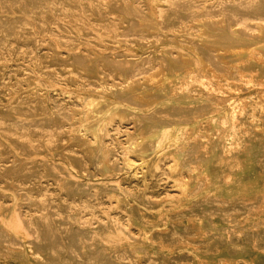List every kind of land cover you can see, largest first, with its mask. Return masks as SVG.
Here are the masks:
<instances>
[{
    "label": "bare ground",
    "instance_id": "obj_1",
    "mask_svg": "<svg viewBox=\"0 0 264 264\" xmlns=\"http://www.w3.org/2000/svg\"><path fill=\"white\" fill-rule=\"evenodd\" d=\"M45 1L50 2L52 14L62 17L57 5L59 0H0V12H21L36 17L44 8ZM88 1L89 4L83 6L84 21H90L98 31L110 36L103 46H108L111 51L108 57H63L55 47L48 46L44 56L36 58L32 55V66L39 75L51 82L60 81L74 92L101 93L109 95L110 99L79 98L76 100L77 104L72 102L65 109L53 105L51 118L43 120L42 115L46 113V108L41 106L44 104L42 90L31 78L26 77L22 80L26 84L25 98L11 100L7 94L2 100L8 105L7 110L0 112V137L17 152L12 156H8L6 151L0 152V257H12L34 264H132L117 250L100 244L103 239L120 232L117 223L98 226L99 234L90 237L88 232L81 229L67 228L65 223L56 217V212L64 214L67 211L70 218L78 220L79 212L83 211L74 210L73 204L75 201H81L82 196L88 195L90 190L82 187L72 172L90 177L89 181L96 184L94 196L101 195L113 199L118 208L124 211L127 217L126 225L138 229L143 239L147 240L146 235L155 233L156 242L171 248L173 245L181 248L186 245L177 243L178 239H182L178 236L181 230L179 226H171L169 217L162 208L156 209L157 213L160 212L162 221L159 224L150 221L147 225L143 222L144 212L125 208L127 204L133 203L130 198L147 202L146 182L156 175L164 159L171 160L170 168L174 174L189 175L188 184L182 183L180 179L175 180L177 187L183 192L184 200L192 196L190 190L194 188L201 189L206 185L219 188L211 167L215 172L228 174L232 184L240 186L246 183L249 188H253L255 184L249 180L244 182L238 173L246 168L264 169V138L253 134L254 123L248 122L253 115L249 106H236L230 114L222 117L223 124L229 126L228 147L208 145L207 152L200 153L202 144L191 143L183 130L174 133L176 127L187 128L189 124L195 123L192 122L194 119H208L214 112L203 98L194 101L184 95L190 90L188 86L198 88L204 84L192 76H188L189 82L184 84L182 79L186 78V75L182 62H186L193 71L198 70L200 66H205L208 70L207 65L218 71L214 64L217 61L216 51L211 47L250 46L260 48L264 54V0H146L150 5V12L146 19L148 25L142 29L134 26L137 20L126 13V6L123 5L125 2L132 3L133 0ZM186 9L195 14L188 20L183 16ZM109 15L116 17L115 25L104 23L103 17ZM184 23L191 25L185 27ZM9 25L0 24V31L6 33ZM19 25L24 27L23 23ZM148 29L151 31H146ZM160 30L177 33L176 36L172 35L180 39L175 43L178 47L176 57H172L171 53L163 49L159 54L152 53L142 60L128 53L121 56L114 54L117 48L142 50L154 47L159 39L156 34ZM187 30L199 31L201 35H205L207 42L184 40L181 32ZM2 40L0 37V42ZM62 44L71 48L77 46L76 43L68 41ZM33 46L34 49L38 47ZM4 60L0 53V88L12 93L23 85L18 80L17 86L11 83L16 76H11L4 70ZM87 61L90 64L87 65ZM153 63L158 67L156 73L159 76V87L157 84L156 87L148 84V81L155 79L149 75ZM244 70H257V75L264 78V69L250 65ZM215 74L213 72L212 75ZM220 76L221 73L216 78ZM138 92L143 93L142 97L148 96V100L142 102L134 99L132 96ZM180 93H183L180 98L173 97ZM31 97L32 105L29 102ZM146 102V107L152 110L149 115L144 116L136 108ZM115 121H127L134 127L133 132L126 136L125 146H106V140L112 137L110 126ZM212 126L215 127V124ZM257 127H260L259 132L264 134V115ZM13 131H19L24 137H28L23 141H16L12 138ZM63 133L66 139L62 137ZM171 135L175 136L174 140L167 144ZM65 142H68V145L65 146ZM226 147L227 151L224 153L223 149ZM122 149H125V152H122ZM119 156L125 157L122 169L130 170L133 166L130 156L140 161V165L133 170L132 178H140L142 187H130L126 184L130 174H125L117 183L104 185L106 188L100 187L103 180L111 178L105 177L106 173L117 169ZM55 159L66 163L72 171L54 166L52 162ZM84 164L93 167V172L83 168ZM195 166L200 168V181L197 180L198 173L193 169ZM48 179L53 181L59 191L54 201L40 196L41 184ZM18 191L23 192L22 198L16 196ZM227 197L228 202L222 208L214 206V203L196 199L193 211L186 214L194 229L210 238L204 249H196L201 253H218L224 247L231 258L225 259L223 263L250 264L244 257L236 255L241 253L243 244L235 242L232 238L248 237L250 240L247 239L246 246L251 245L252 238H256L257 247L263 250L264 239L256 237L249 228L240 232L228 231V239L227 232L220 230L211 221L212 214L219 215L222 219L228 216L229 227H238L234 217L243 215L240 213L242 202L236 196ZM252 198L254 196L251 200ZM6 200L12 204L9 209L3 207ZM168 200L170 202L172 199ZM257 202L255 200L252 203L254 205ZM23 205L36 210L37 214L30 219L22 218L20 207ZM52 208L56 209L55 213L51 211ZM12 223L23 231L32 232V235L17 234ZM132 252L137 260L145 258L147 253L141 246L135 247ZM148 264L168 262L166 259L152 257L148 259Z\"/></svg>",
    "mask_w": 264,
    "mask_h": 264
},
{
    "label": "rangeland",
    "instance_id": "obj_2",
    "mask_svg": "<svg viewBox=\"0 0 264 264\" xmlns=\"http://www.w3.org/2000/svg\"><path fill=\"white\" fill-rule=\"evenodd\" d=\"M85 4H89V1L71 0L68 2V0H59L57 5L59 14L62 17L55 16L51 13V5L49 1H45L43 3L44 8L41 9V13L36 17H33L32 14H24L21 12H0V24H10L6 33L2 32V30L0 31V37L3 39L0 42V53L1 57L5 59L3 61V63H5L4 70L11 76H16V79L11 82L12 84H15V86H17V80L21 83L23 78L28 77L35 82L39 89L42 90L41 93L44 96V104L41 106L46 108V113L42 115L43 120L51 118L53 105H58L62 109H65L72 104V102L77 104L76 100L79 98L110 99L109 95L101 93L81 94L74 92L73 90L68 89V87L60 81L51 82L48 78L39 75L32 66V55L36 58L44 56L48 46L55 47L59 54L63 57L67 55H76L81 57L88 55L89 59H92L95 56H99L101 58L108 57L111 51L108 49V46H103L105 45V40L110 38V36L98 31L90 21L87 23L84 21L83 6ZM123 5L126 6V13L129 16H134L137 20L134 22L135 27L142 29L145 25H148L146 20L148 19L150 12V5L148 1L133 0L132 3L125 2ZM194 15L195 14L192 10L187 9L183 13L184 18L187 20L192 18ZM81 18H83V20H81ZM103 20L106 24L115 25L117 23L116 17L113 15L105 16L103 17ZM20 23H23L24 27L19 25ZM184 24L185 27H190L191 25H188V23ZM146 31L150 32L151 30L148 29ZM176 34L177 33L172 34L170 32L160 30L158 34H156L159 39L154 47L151 46L142 50L133 48H117L114 51V54L116 56H121L128 53L130 55H134L137 59L142 60L150 56L152 53L159 54V52L163 49L171 53L172 57H176L175 52L178 50V47H176L175 43L180 41V39H176V37H174ZM181 34L185 37L184 40L187 41L207 42L205 35H201V33L197 30H194L193 32L187 30L181 32ZM66 41L74 42L77 46L75 48H71L63 45L62 43ZM33 45H37L38 47L34 49ZM211 49L216 51L215 57L218 62L216 61L214 64L217 66L218 71L208 65L206 66L208 70L205 66H200L198 70L193 71L187 63L183 61L184 63L182 62V66L184 67V74L186 75V78H183L182 80L184 84H188L189 80L187 78L188 76H192L202 82L204 86L201 85L198 88L188 86L190 87V90L184 93V95L187 99L194 101L203 98L206 105L213 108L212 110H214V112L208 117V119H194L192 122L195 123L189 124L187 128L176 127L174 130V133L183 130L186 132V137L189 138L191 143L202 144L200 147V153H206V147L208 145L229 146V141L227 140V127L229 126L227 124H223L222 117L225 114H230L236 106H249L253 115L248 122L249 124L254 123V127H252L254 131L253 134L259 136L260 138H264V134L259 132L260 127H257L258 122L262 121V117L264 115V78L257 75V70H244L246 66L250 65L257 67L258 69H264V54L262 53V50L260 48L250 46H232L229 48L211 47ZM256 58L259 59L257 60ZM223 59L225 63L224 61L220 62V60ZM86 64L88 65L90 62L87 61ZM151 67L152 70H150L149 75L154 76L155 79L154 81H148V84L153 86L157 84L156 86L159 87V76L157 74L158 67L156 63H153ZM212 71L216 73V76L212 75ZM220 73V78H216L220 75ZM242 75L244 77H242ZM212 76L214 77L213 79L211 78ZM215 78L216 80H214ZM201 79H204L205 81L203 82ZM22 85L23 86L18 87V89L12 93L10 90L8 91L0 88V112L7 110L6 107L8 103H3L2 101L7 97V94L10 95L11 100L26 97V84L22 82ZM226 87L228 89H226ZM236 90L238 91L236 92ZM181 94L183 93L172 96L174 98H180ZM142 95L143 93L138 92L132 97L142 102L144 100H148V96L142 97ZM258 97L261 98L259 99ZM29 102L32 105V97L29 99ZM147 103L148 102L142 104L141 106H137L136 108V110L144 116L149 115L152 110L146 107ZM213 124H215V127L212 126ZM133 128L134 127L130 122L115 121L114 124L110 126V134L112 137L106 140V146L110 147L115 144L125 146L126 136L133 132ZM65 133L62 134V137L64 138L66 136ZM25 137L28 136L26 135ZM25 137L19 131L12 132V138L16 141H23L26 139ZM174 137V135L169 136L167 144H170L174 140ZM64 145H68V142H65ZM227 147L224 149L222 148L224 153H226ZM1 150L8 152V156L16 155L17 152L13 146L0 137V152ZM122 152H125V149H122ZM129 158L133 164L131 169H122L125 157L119 156L117 160V169L106 173L107 175L105 177L111 178L103 180V184H100L101 188H106L104 186L106 184L117 183L125 174H130L126 182L127 185L130 187L143 186L140 178H132V174L134 172L133 170L140 165V161L133 156H130ZM1 164L2 162L0 161V165ZM52 164L59 168L63 167L66 170L72 171L66 163L60 161L59 159H55ZM171 166V160L164 159L161 162L156 175L147 180V189L145 188L147 202H141L135 200L134 198H130L133 203L129 205L127 204L125 208L127 210L135 209V211L144 212L145 215L143 217V222L145 225L149 224L150 221L152 223L159 224L162 221V218L160 212L157 213L156 209L162 208L164 213L166 212L169 217L171 226H179L181 230L178 236L183 240L178 239L177 243L179 242V245L186 243V245L184 244L181 248H178L177 245H173L171 248L160 242H156L154 240V237L156 236L155 233L146 235L148 237L147 240L143 239L138 229L126 225L127 217L124 211L118 208L113 199H108L101 195L94 196L93 192H95L94 188L96 187V184L94 181H89L90 177L85 175H76L72 172L73 176L82 184L81 186L90 190L88 195L82 196L81 201H75L73 204L74 210H83L79 212L78 220L70 218V213L67 211L64 214L56 212L55 208H52L51 211L53 213L56 212L55 214L58 220L63 221L67 228L81 229L84 232H88L90 237H96L97 233L99 234L97 230L98 226L104 227V225L108 223H117L120 226V232L112 235V237L103 239L100 244L102 246L109 245L108 248L112 247L114 250H117L122 257L132 262V264H148V259H151L152 257L166 259L168 264H226L223 262L225 259L231 258V255L227 254V250H225L224 247H222L218 253H201L196 249L199 247H203L204 249L205 245L208 244L210 240L208 236H204L203 232H200L198 229H194V226L188 221V217H186V214L193 211L196 199L210 202L212 204L214 203V206L222 208L225 207L224 205L228 202V195L238 197L239 201L242 202L240 213L243 214L242 216L236 215L234 217L237 221L238 227H229L230 220L228 218L230 217L226 216L225 219H222L216 214H212L211 216L212 223L223 232H227L228 239L230 237L228 231L238 230V232H240L248 228L249 231H252L256 237L264 239V169H260L259 167L246 168L242 172L238 173L244 182L249 180L255 184L253 188H249L245 185L246 183L240 186L232 184L228 174L215 172L213 167H211L210 170L213 172L214 178L217 179L219 188L217 189L214 186L209 185L203 186L201 189L194 188L190 190L192 196L187 200H184L183 192L177 187L175 180L180 179L182 183L188 184L189 175L183 173L174 174L171 170L172 168H170ZM83 168L90 170V173L93 172V167L91 166L84 164ZM193 169L198 173V180L202 176H199L200 168L195 166ZM112 173L115 175H108ZM198 181H200V179ZM40 191V196H44L45 198L53 201L56 200L57 195H59L58 188L54 185L51 179H48L41 184ZM179 194L182 195L179 196ZM23 195L22 191L16 192V196L18 198H22ZM252 196H254V198H252L253 200H251ZM168 198L172 199L170 201L172 202L171 205ZM255 200L258 202L253 205L252 202ZM6 201L7 202L4 203L3 207L5 209L11 208V202L9 200ZM169 206L172 207L170 208ZM20 208L21 217L24 219H30L37 214L36 210L25 205ZM85 210L89 211L87 212ZM12 225L14 226V231L17 232V234H26L27 236L32 235V232L21 230L15 223H12ZM163 236H165V234ZM232 239L235 242L243 244V249H241V253L236 254L237 256L244 257L248 260V262H250V264H264V250L257 247L256 238H252L251 245L249 246H246L247 239H249L246 236H243L241 239L234 236ZM167 240H169V238ZM137 246L145 248L147 252L144 256L145 258H138V260L135 258L132 251ZM91 249H93V247H91ZM238 263L239 262L236 264ZM0 264L34 263L30 261L23 262L15 260L12 257H0Z\"/></svg>",
    "mask_w": 264,
    "mask_h": 264
}]
</instances>
